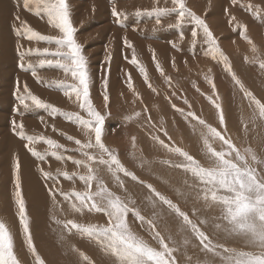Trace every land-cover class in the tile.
<instances>
[{"label": "rangeland", "instance_id": "rangeland-1", "mask_svg": "<svg viewBox=\"0 0 264 264\" xmlns=\"http://www.w3.org/2000/svg\"><path fill=\"white\" fill-rule=\"evenodd\" d=\"M103 1L106 2V0ZM126 1L119 0L118 2V0H107V5L109 2L110 6H107L106 15L104 13L102 15L96 13L90 16L88 9L91 6V2L89 3V0H72L71 2L66 0L67 4L73 3V5L75 4L74 6H77L73 9V12L78 13L75 16L76 18L78 17L77 23L76 21L75 23L79 26L77 27L74 23V16H70V19L75 29V39L82 46L83 55L87 59L88 72L91 80V102L105 116L102 141L108 148L116 151L121 163L128 171L134 173L137 179L133 180L131 177H126L122 173L119 174L120 179L124 183V188L122 189L114 181L105 166H98L100 169L99 176L110 190L120 195L126 202L129 200L134 202L130 203L129 206L138 209L141 215L150 219L152 218L153 212L157 214V230L166 240H168V237H171L169 246L177 249L174 252L177 264H221V261L218 257L214 258L211 253L203 250L199 241L191 233V230L186 227L184 229L182 228V219L177 217L175 212L169 209L167 205L154 198L146 185H151L157 192L168 199L170 198L181 211L189 215V218L209 236L213 243L224 244L227 247L236 248L237 250L254 251V249L245 247L244 241L241 243L238 242V239H235L236 237H233V240L230 242L228 238H222L220 234L207 231L208 229L200 223L201 220L206 221L204 224L212 226L215 230H217L215 227L217 223H225L218 219L220 216L219 208L215 205L209 206L203 199L198 197V187H192L197 184V181L190 173L172 167L168 163H164V161H170L171 164L181 163L183 162V158L168 152L167 149L154 141L152 136H158L170 147L176 146L182 148L196 158L202 165L208 166V160L204 154L201 139V132L206 131V129L198 123V120L187 115L188 112H193L196 117L204 120L208 125L222 131L241 151L246 147H251L261 159H264V120L257 118L255 122L252 121V108L249 106V99L245 98L244 92L240 90L239 86L233 81L232 76L225 70V65L221 62V58L217 56L216 59H213L211 56L204 54L208 45L204 42L205 38L202 30L198 29L199 34L196 38V43L193 44L192 29L194 25L188 20L179 28L170 27L169 25L175 24L176 13L173 12L166 17H161L159 24L156 23V17L154 15L150 16L146 14L154 7L173 8L172 0H144L136 5H131L129 3L131 2L130 0H128L129 2ZM232 1L184 0L186 8L203 19L208 25L217 41L218 47L228 58L232 72L235 73L236 77L244 85V88L264 102V69L259 67L260 62L264 61V0ZM117 2L118 4H116ZM143 2L144 5L142 4ZM249 5L252 6L253 10H249ZM113 8L123 14L120 18L121 23L125 19H128L129 22L131 21L130 23L137 27L130 29V25L125 26L121 25V23H116V18L112 16ZM29 11L28 14L24 15L22 20L29 23L33 30L45 36L59 37L62 35L58 29L48 23L46 16L35 14L34 9ZM80 12L82 14L86 12V16L83 15V19ZM137 12L141 14L137 15ZM12 13L15 12L12 11ZM88 13L89 16H87ZM79 18L82 20L80 21ZM9 20H7L6 25H8L11 38L8 39L5 37L1 45L5 48L2 49L5 58L11 60L10 56L12 55L14 60L12 63L9 61L7 63L11 81L7 78L0 80V103L7 106L8 110L11 111V115L9 117L8 113L0 112V117H5V121H8L7 126L10 125L11 119H15L18 123L21 122L19 114L15 113V116L12 117V113H14L13 108L18 107L13 93L19 87L20 92L18 94L26 95L23 92L26 84L32 94L44 102L54 105L61 111L53 113L50 109H41L45 116L54 118V120H38L39 124L33 129H26L24 126V130L26 129V132L24 131L25 134L43 135L52 138L63 145L66 151L58 150L59 154L65 157L61 162L46 153L45 149L48 146L40 142L34 145V147L37 151L45 155V159L41 161L37 157V160L24 147L27 141L21 140L16 134V137H18L17 142L19 141L21 150L23 149L26 152L25 160L22 162L21 150L19 151L20 154L18 152L12 153L9 160L4 157L3 152L0 153V163L3 161L0 165V185L3 188L0 191V200L2 202H0V221L4 222L10 231L11 228L16 229L15 236H17L16 238L19 242L17 241V244L16 240L13 239V250L20 264L35 263V258L27 247L17 215L18 209L14 200L15 184L13 166L15 160H18L20 164L19 176L21 191L25 200L33 244L40 257L45 261V264H67L69 262V256L67 257L69 251H65V242L71 244L73 247L75 246L73 249L77 253V258L72 257L69 264H89V261L91 264H114L111 259H100V255L105 252L94 239L80 235L75 230H73V235L72 232L69 233L68 228L64 227V222L68 219H73L81 224H106L107 218L104 214L88 212L87 210L83 214L75 213L72 211L69 202L64 200L63 197L58 196L61 195V192L71 193L72 191L85 190L84 184L77 178L74 177L73 180H67L59 173L67 172L69 174L76 173L79 175L86 172L83 168H77L67 157L71 156L74 159H84L81 153L77 151L78 146L75 144V139H80L82 142H87L88 139L84 135V130L75 120L68 119V114L79 112L84 118H87V114L79 108L78 102L75 101L74 97L69 99V97L64 95L63 89L62 91L60 89L54 90V86H57L52 83L53 81L66 80L68 83L72 82L70 75L66 77L62 69L55 65L39 67L38 61L40 57L34 54L32 56H25L23 60L25 65L24 69L19 67L21 59L16 47V44L19 45V42L22 41L21 43L23 44L20 46L22 48L19 49L20 52H27L29 49L36 48L55 50L56 45L46 41H30L24 39L23 36H18L14 31L16 28L11 26ZM37 21L39 22V27H46V29H34ZM219 23H223L224 29L222 32L217 27ZM250 24H254V26L251 27ZM138 25L142 27L139 28ZM231 25L234 28L231 29ZM241 26L245 28V36L252 41V45H255L257 49L256 53H253L252 45L248 43V39L241 37ZM107 28L108 30L106 31ZM21 29L23 31V28ZM216 31L220 33L217 34ZM123 32L125 37H123ZM181 35L183 38H181ZM125 38L131 42L133 48H127L125 46ZM26 43L28 44L27 46ZM174 48L176 51H173ZM179 51L182 53L180 54ZM185 51L191 53L187 54ZM109 53L111 54L110 62L105 59ZM133 54L136 55L140 65L146 69L148 81L156 91H153L152 88H149L145 84L144 77L139 72L137 66L129 63ZM254 56H257L258 59H253ZM153 57H155V61ZM173 61L175 66H173ZM29 62L36 66L35 77L32 74V70L27 69ZM157 62L163 69L164 74L170 78V83L165 82L164 76L156 70ZM10 65H17L13 67L16 71L23 72V74L19 71L18 73L13 72L14 69H11ZM126 73L131 75L133 88L135 92L139 93V99L136 98L133 92L129 91L126 83L128 79ZM18 75L23 78L21 81L19 79L17 81ZM105 76H107L108 80L107 95L109 96V101L107 108L105 107V101L102 95L104 92L103 80ZM206 77L211 78L213 81L215 92L213 91L212 85L207 82ZM36 80L39 82L41 80L39 92H34L30 87L32 84H30V81ZM40 92L47 97L43 96ZM55 93L60 94L62 105L57 100L58 97H56ZM217 96L219 97L218 100L216 99ZM208 97L216 100V103L221 106L225 116L226 128H221L216 108ZM173 105L176 107L173 108ZM145 108L148 110L147 112L144 111ZM177 109L183 110V114L177 111ZM20 111L25 112L23 108H20ZM135 112H140L141 115L135 117ZM29 115L31 116V114ZM126 116L133 118L126 120ZM149 117L151 118V123L148 122ZM7 126L5 130L0 131V139H3V142H0V151L7 145L5 131L14 134L9 127L7 129ZM53 126L56 129L55 131L53 130ZM165 132L167 135H165ZM67 136H72L74 139L68 140ZM133 137H135V146H133ZM209 139L214 148L221 150V142L212 141L211 138ZM89 151L95 152L92 149ZM28 155L29 157H27ZM52 160L54 163H52ZM255 166L258 171L264 172V164ZM153 168H160V171L163 170L166 172V178L163 175H156L152 170ZM25 170L31 171V177H34V180L31 182V185L33 184V188L31 187V189L35 188V192L28 190L27 184H25L29 180V173L27 174ZM43 173H50L51 176L56 177L59 181L55 183L54 188V180L50 178L45 179L46 177H44L45 175ZM155 176L160 177L157 180V178H154ZM36 180L39 186L42 185V187L35 184ZM50 189H53L56 192V198H59H57L58 200L55 198V203L53 197L49 194ZM93 190H95V185L93 186ZM28 191L29 193H27ZM36 193L37 195L35 197L31 195ZM176 193H181V195ZM2 195L4 202L1 199ZM142 195L144 196L141 197ZM42 196L43 199L41 200ZM144 201L148 202V206L144 204ZM194 209L196 210V216L193 215ZM3 212L4 214H2ZM57 221L61 223H57ZM128 222L134 232L143 237L152 246L159 247L156 241L152 239L147 224H141L131 213L128 215ZM11 234L13 237L12 231ZM175 235L176 237H174ZM53 239L58 240L53 241ZM185 240L189 244H185ZM80 252L85 253L89 257V261L82 260L79 256ZM204 254L207 255L205 256Z\"/></svg>", "mask_w": 264, "mask_h": 264}, {"label": "snow or ice", "instance_id": "snow-or-ice-1", "mask_svg": "<svg viewBox=\"0 0 264 264\" xmlns=\"http://www.w3.org/2000/svg\"><path fill=\"white\" fill-rule=\"evenodd\" d=\"M172 3L174 5L173 8L154 7L146 14L150 16L154 15L156 17V23L159 24L161 17H166L173 12L176 13L175 24L169 25L170 27L179 28L188 20L194 25L192 29L193 44L196 43V38L199 34L198 29L202 30L205 38L204 42L208 45L205 55H209L213 59H216L217 56L221 58V62L225 65V70L229 72L235 84L244 92L245 98L249 99V106L252 108V121L255 122L257 118L264 120V102L246 90L235 73L232 72L228 58L218 47L217 41L205 21L186 8L184 0H172ZM24 6L28 10L34 9L37 15L46 16L48 23L58 29L62 35L59 37L45 36L33 30L26 22H22L23 31L14 29L18 36H23L30 41L54 43L56 48L55 50L36 48L29 49L27 52H20V45H17L18 55L21 59L19 67L24 69L25 65L23 60L25 56L34 54L40 57L38 61L39 67L55 65L62 69L66 77L70 75L72 82L68 83L66 80H60L53 81L52 83L62 88L64 95L69 97V99L74 97L75 101L78 102L79 108L87 114V118H84L79 112L68 114V119L75 120L84 130V135L88 139L87 142L75 139V144L78 146L77 151L81 153L84 159H74L71 156L67 157L77 168H83L86 172L79 175L76 173L69 174L67 172L59 173L67 180H73L74 177L77 178L84 184L85 190L72 191L71 193L61 192L60 194L64 200L69 202L72 211L75 213L83 214L87 210L88 212L103 213L107 218L106 224H81L73 219H68L64 222V227L68 228L69 232L75 230L81 235L94 239L106 254L114 258V264H177L174 256V252L177 249L169 246L171 237H168V240H166L157 230V214L153 212L152 218L150 219L141 215L138 209L129 206L130 203L134 202H126L120 195L110 190L98 174L100 170L98 166H105L114 181L122 189L124 188V183L120 179L119 174L122 173L124 176L131 177L133 180L137 179L135 174L128 171L121 163L116 151L108 148L102 141L105 116L91 102V80L88 72L87 59L83 55L82 46L75 39V29L72 26L69 6L66 0H24ZM248 7L250 11L253 10L251 5ZM140 14V12H137V15ZM122 15L121 12L113 8L112 16L116 18V23H121L120 18ZM240 35L242 38L248 39L245 36L244 26H241ZM181 38H183L182 35ZM248 43L252 45L250 39H248ZM124 44L127 48H133L131 42L126 38L124 39ZM252 51L253 53L257 52L255 45H252ZM153 58L155 61V57ZM105 59L110 62L111 54L109 53ZM253 59H258V57L254 56ZM129 63L137 66L139 72L144 77L145 84L149 88H152L153 91H156L148 81L146 69L140 65L135 54H133ZM173 66H175L174 61ZM259 67L264 69V61L260 62ZM27 69L32 70L33 76H36L35 65L29 62ZM156 70L164 76L165 82L170 83V78L164 74L158 62L156 63ZM126 75L128 77L126 83L129 91L133 92L136 98L139 99V93L135 92L133 88L131 75L128 73ZM206 80L212 85L213 91L215 92V85L211 78L206 77ZM107 85L108 80L107 76H105L103 80L104 92L102 95L106 108L108 107L109 101ZM19 92L20 89L17 87L13 93V96L18 101V107L13 108L14 113L23 115L20 108H23L25 111L31 109H50L53 113L61 111L54 105L46 103L32 94L26 84L23 89L26 95L18 94ZM208 99L216 108L221 128H226L225 116L221 106L211 97H208ZM216 99L218 100L219 97L217 96ZM175 107L173 105V108ZM144 111L147 112L148 110L145 108ZM177 111L183 114V110L177 109ZM140 115V112L134 113L135 117H139ZM187 115L198 120V123L206 129V131L201 132V139L204 154L208 160V166L202 165L196 158L182 148L176 146L170 147L158 136H152V139L167 149L168 152L183 158V162L181 163L171 164L170 161H164V163H168L172 167L190 173L197 181V184L192 187H198V197L203 199L209 206L215 205L219 208L220 216L218 219L226 223H217L215 225L216 229L242 238L245 242V247L254 249V251L237 250L236 248L227 247L224 244L213 243L209 236L189 218L187 213L181 211L175 203L157 192L151 185H146L147 188L156 199L167 205L169 209L175 212L177 217L182 219V228H189L195 239L199 241L203 250L211 253L214 257H218L221 264H264V172L258 171L255 166L264 164V159H261L251 147H246L241 151L222 131L208 125L204 120L196 117L193 112H188ZM132 118L131 116L125 117L126 120H131ZM148 122L151 123L150 117L148 118ZM11 123L14 134H17L21 139L27 141L24 147L34 157H38L41 161H44L45 155L37 151L34 147L37 143L43 142L48 146L45 149L46 153L60 161L65 159L63 155L59 154L58 150L66 151V149L56 140L43 135H26L22 121L18 123L13 119ZM53 130H56L54 126ZM165 135H167L166 132ZM209 138L212 141L221 142V150L214 148ZM67 139L73 140L74 138L67 136ZM132 140L133 146H135V137ZM90 149L95 150V152L89 151ZM19 170V161L15 160L13 166L15 184L14 200L18 209L17 215L19 223L22 227L27 247L35 258V264H45V261L40 257L33 244L25 200L21 191ZM43 174L46 179L50 178L54 180L53 188L55 187V183L59 182L50 173ZM94 185L95 190H93ZM49 194L53 197L55 203L56 192L50 189ZM195 211L194 209L193 215H195ZM129 213L141 224H147L152 239L156 241L159 247L152 246L132 230L128 222ZM57 223L61 222L57 221ZM200 223L204 224L206 221L201 220ZM184 243L187 244L188 241L185 240ZM73 250L75 251V249ZM79 256L82 260L89 261V257L85 253L80 252ZM0 264H20L13 250L11 231L2 221H0ZM89 264H91L90 261Z\"/></svg>", "mask_w": 264, "mask_h": 264}, {"label": "bare ground", "instance_id": "bare-ground-1", "mask_svg": "<svg viewBox=\"0 0 264 264\" xmlns=\"http://www.w3.org/2000/svg\"><path fill=\"white\" fill-rule=\"evenodd\" d=\"M69 2H71L72 0H68ZM80 1V0H79ZM113 1V0H112ZM116 1V0H115ZM121 1V0H120ZM123 1H125V0H123ZM131 2H129L128 0L126 1V2H129L131 5H136V4H138L140 1L142 2V1H144V0H130ZM217 1V0H216ZM228 1V0H227ZM249 1V0H248ZM91 2V3H90ZM118 2H119V0H118ZM118 2L116 3V4H118ZM233 2V1H232ZM89 3H90V5L91 6H89V9H88V11L90 12V16H93V15H95L96 13L98 14V13H100L101 15L104 13V15H106L105 13H106V9L110 6V3L108 2V5H107V0H106V2L105 1H103V0H89ZM113 3V2H112ZM111 3V5H113ZM120 3H122V2H120ZM143 5H144V2L142 3ZM237 4V3H236ZM254 4V3H253ZM68 5H69V7H70V10H71V12H70V10H69V12H70V16H74V23H75V21H76V23H77V18L75 17V16H77V14L78 13H74L73 11V9H75L77 6H74L73 5V3H71V4H69L68 3ZM108 6V7H107ZM114 6V5H113ZM113 6H111V7H113ZM216 9V8H215ZM12 11H14L15 13H12ZM215 11V10H214ZM30 11L28 10V9H26L25 8V6H24V0H0V70H1V72H0V80L1 79H3V78H7L8 80H10L11 81V77H10V74H9V70H8V65H7V63H8V61L9 62H13V57H12V55L10 56V59L11 60H8V59H6L5 58V54L2 52V49H5L4 48V46L2 47V45H1V43H3V41H4V39H5V37L6 38H8V39H10L11 38V36H10V33H9V30H8V25H6L7 24V20L8 19H10L9 20V22H10V24H11V26L14 28H16V29H20L21 31H22V29L21 28H23V24H22V22H24V20H22L23 19V17H24V15H26V14H28ZM81 13V12H80ZM224 13V12H223ZM226 13V12H225ZM237 13V12H236ZM82 14V13H81ZM81 14H80V16H81ZM86 16V12H84L83 14H82V19H83V17L84 16ZM100 15V16H101ZM209 15V14H208ZM11 16V17H10ZM79 16V17H80ZM87 16H89V13L87 14ZM17 17H18V19H17ZM45 17V16H44ZM98 17H99V15H98ZM228 17V16H227ZM101 18H103V17H101ZM209 18V17H208ZM82 19H80L79 18V20L81 21ZM104 19V18H103ZM224 19V18H223ZM231 19V18H230ZM99 20V19H98ZM249 20V19H248ZM261 21V20H260ZM98 22V21H97ZM131 22V21H130ZM129 22V20L128 19H125V21H122V23H121V25H125V26H132V27H130L129 26V28L131 29H134V28H136L132 23H130ZM39 22L37 21V24H36V27L34 28V29H39V30H41V29H46V27H39L38 24ZM75 23V24H76ZM79 23V22H78ZM216 23V22H215ZM261 23H263V22H261ZM28 26H30V24L29 23H26ZM41 24V23H40ZM223 24V23H222ZM221 23H219V25L217 24V27L219 28V30L222 32V30L224 29L223 28V25H222ZM251 25V24H250ZM264 25V24H263ZM76 26L78 27L79 25L78 24H76ZM232 26V25H231ZM252 26H254V24L253 25H251V27ZM256 26V25H255ZM51 27V26H50ZM113 27H114V25H113ZM138 27L139 28H141L142 26H139L138 25ZM32 28V27H31ZM52 28V27H51ZM109 28V27H108ZM108 28L106 29V31L108 30ZM218 28H215V29H218ZM232 28H234L233 26L231 27V29ZM33 29V28H32ZM115 29V28H114ZM119 29V28H118ZM129 29V30H130ZM78 30V29H77ZM124 30V29H123ZM126 30V29H125ZM239 30V29H238ZM240 31V30H239ZM238 31V32H239ZM115 32V31H114ZM117 32V31H116ZM128 32V31H127ZM172 32V31H171ZM217 32V31H216ZM236 32H237V29H236ZM218 33H220V32H217V34ZM232 33V32H231ZM78 34V33H77ZM226 34V33H225ZM114 35V34H113ZM128 36H129V34H127ZM112 36V35H111ZM21 37V36H20ZM123 37H125L124 36V32H123ZM122 37V38H123ZM17 39H19V38H17ZM16 39V40H17ZM25 39V38H24ZM22 40V39H21ZM22 42V41H21ZM21 42H19V45L21 46ZM118 43V42H117ZM155 43V42H154ZM227 43V42H226ZM25 44V43H24ZM147 44V43H146ZM236 44V43H235ZM17 45L18 44H16V47H17ZM23 45V44H22ZM28 44L26 43V46H27ZM30 45H32V44H30ZM153 45V44H152ZM155 45H156V43H155ZM159 45V44H158ZM201 47V46H200ZM199 47V48H200ZM26 48V47H25ZM204 48V47H203ZM223 48V47H222ZM18 49V48H17ZM19 49H22L21 47L19 48ZM202 49V48H201ZM207 49V48H206ZM176 51V49L174 48L173 49V51ZM185 50V49H184ZM203 50H205V49H203ZM181 51V50H180ZM179 51V52H180ZM187 51H189V50H187ZM187 51H185L186 53H187ZM199 51V50H198ZM198 51H196V52H198ZM206 51V50H205ZM93 52V51H92ZM204 52V51H203ZM182 52H180V54H181ZM189 53H191V52H189ZM189 53H187V54H189ZM200 53H201V51H200ZM177 54H178V51H177ZM192 54H193V52H192ZM195 54V53H194ZM205 54V53H204ZM184 55H186L185 53H184ZM183 55V56H184ZM28 56V55H27ZM32 56V55H31ZM178 56H179V54H178ZM188 56V55H187ZM204 56V55H203ZM20 57V56H19ZM35 57V56H34ZM245 58V57H244ZM117 59V58H116ZM10 64V63H9ZM12 65V64H11ZM10 65V68L11 69H14L13 70V72H17L18 73V71H16V69L14 68V67H16V66H11ZM240 68V67H239ZM21 70V69H20ZM240 70H241V68H240ZM250 70V69H249ZM22 71V70H21ZM20 72V71H19ZM249 72V71H248ZM20 73H22L23 74V72H20ZM28 73H30V72H28ZM28 73H26L27 75H28ZM30 75V74H29ZM18 79L21 81V79H23L22 77H20L19 75L17 76V81H18ZM221 80V79H220ZM16 81V80H15ZM40 82H41V80H40ZM39 81H30V84H31V89L34 91V92H39L40 91V87H39V85L41 86V83H40ZM43 84V83H42ZM226 84V83H225ZM53 87V86H52ZM237 88V87H236ZM53 89V88H52ZM57 89H60L61 91H62V88H59V87H55L54 86V90H57ZM43 92L46 94V92L43 90ZM41 93V92H40ZM49 93V92H48ZM47 93V94H48ZM43 96H45V97H47L45 94H43V93H41ZM56 94V97H58V99L57 100H59V103L62 105L63 103H62V101L60 100V94H57V93H55ZM49 95V94H48ZM51 96H52V94H51ZM55 97V98H56ZM55 100V99H54ZM57 100H56V102H57ZM53 101V100H52ZM17 103H18V101H17ZM55 104H57V103H55ZM207 106V105H206ZM41 109H39V111H38V109L37 110H28V112H29V114H31V116L28 114V112L27 111H25V112H23V115H20L19 114V116H20V118H21V121L23 122V124H24V126L26 127V129H30V128H34L36 125H38L39 124V121L38 120H45V121H53L54 120V118H48L47 116H45L44 114H43V111L41 110ZM0 112H4V113H8V115H9V117H10V115H11V111H9L8 110V108H7V106L6 105H4V104H1L0 103ZM22 112V111H21ZM211 112V111H210ZM209 114V113H208ZM15 116V113H12V117H14ZM11 122H12V119H11ZM63 122V121H62ZM71 122V121H70ZM193 122V121H192ZM57 124V123H56ZM8 125V121H5V117H0V127H1V129H0V131L1 130H5L6 129V126ZM77 125V124H76ZM184 126V125H183ZM8 127L12 130V124L10 123V125L9 126H7V129H8ZM26 129L24 130L25 132H26ZM13 131V130H12ZM174 133V132H173ZM5 134L7 135V136H5V138L7 139V145L5 146V147H3L2 149H1V151H0V153L1 152H3L4 153V157L5 158H7L8 160H9V157L12 155V153H15V152H18L19 153V151L21 150V147H20V144L17 142V140H18V137H16V134H10L9 133V131H5ZM194 134V133H193ZM176 135V134H175ZM195 136V135H194ZM195 138V137H194ZM21 139V138H20ZM196 139V138H195ZM22 140V139H21ZM178 140V139H177ZM140 141V140H139ZM191 141V140H190ZM0 142H3V139H0ZM181 142V141H180ZM193 142V141H192ZM198 142V141H197ZM182 143V142H181ZM186 146V145H185ZM138 148V147H137ZM192 148V147H191ZM195 148H197V147H195ZM198 151V150H197ZM202 152V151H201ZM25 153L26 152H24L23 151V149L21 150V157H22V162L25 160ZM131 153V152H130ZM17 154V153H16ZM15 154V155H16ZM20 154V153H19ZM199 154V153H198ZM27 157H29V155L27 156ZM1 158V157H0ZM20 158V157H19ZM33 158H35V157H33ZM3 160H4V158H2ZM36 159L38 160V158L36 157ZM159 159V158H158ZM56 160V159H55ZM153 160V159H152ZM20 161H21V159H20ZM53 161V160H52ZM150 161V160H149ZM160 161V160H159ZM2 163H3V161H1ZM62 162V161H61ZM2 163H0V165L2 164ZM28 163H29V161H28ZM52 163H54V161L52 162ZM59 163H60V161H59ZM175 163V162H174ZM27 164V163H26ZM30 164V163H29ZM176 164V163H175ZM22 165V164H21ZM61 165H63V164H61ZM161 165V164H160ZM52 166V165H51ZM22 167H23V165H22ZM28 167V166H27ZM53 167V166H52ZM54 168V167H53ZM22 169V168H21ZM33 169V168H32ZM160 169V168H159ZM159 169H157V168H153L152 170H153V172L157 175V174H159V175H163L165 178H166V172H164L163 170L162 171H160ZM162 169V168H161ZM164 169V168H163ZM26 171V170H25ZM150 172H151V170H149ZM31 171H26V173L28 174L29 173V180H27V182L25 183V184H27L26 186H27V188H28V190H31V191H34L35 192V188L34 189H31V187H32V185H31V182L34 180L32 177H31V173H30ZM143 172H145V171H143ZM146 172H147V170H146ZM22 173V172H21ZM24 176V175H23ZM102 176V175H101ZM143 176H145V175H143ZM27 177V178H28ZM45 177V176H44ZM160 177V176H159ZM158 176H155L154 178H157V180H158V178H159ZM174 177V176H173ZM23 178V177H22ZM121 178V177H120ZM164 178V179H165ZM184 178V177H183ZM42 179V178H41ZM46 179V178H45ZM163 179V178H162ZM39 180V179H38ZM24 181V180H23ZM40 182V181H39ZM158 182V181H157ZM161 182V181H160ZM164 182V181H163ZM162 182V183H163ZM169 182V181H168ZM156 183V182H155ZM161 183V184H162ZM35 184H37V186H39V183H37V180L35 181ZM153 184V183H152ZM158 184V183H157ZM160 184V183H159ZM164 184V183H163ZM133 185V184H132ZM165 185V184H164ZM10 186V185H9ZM39 187H42V185L41 186H39ZM144 187H145V185H144ZM168 187V186H167ZM175 187V186H174ZM178 187V186H177ZM2 188V186L0 185V191L3 189H1ZM33 188V187H32ZM41 191V190H40ZM9 192V191H8ZM42 193H43V191H41ZM40 192V193H41ZM162 192V191H161ZM27 193H29V191L27 192ZM130 193H132V192H130ZM176 194H178V195H181V193H176ZM30 195V194H29ZM28 195V196H29ZM31 195H34V197L37 195V193L36 194H31ZM40 195V194H39ZM42 195V194H41ZM44 195V194H43ZM59 197H63L62 195H58ZM144 195H142L141 197H143ZM2 198V201L4 202V198H3V195L1 196ZM58 198V197H57ZM56 198V199H57ZM155 198V197H154ZM188 198V197H187ZM43 199V196H42V198H41V200ZM59 199V198H58ZM57 199V200H58ZM170 199V198H169ZM134 200V199H133ZM130 201V200H129ZM135 201V200H134ZM140 201H142V200H140ZM0 202H1V200H0ZM160 202V201H159ZM2 203V202H1ZM144 204L146 205V206H148V202L147 201H144ZM163 205V204H162ZM4 208V207H3ZM2 210V209H1ZM5 211V210H4ZM96 213V212H95ZM2 214H4V212L2 213ZM174 215V214H173ZM196 216V215H195ZM96 217V216H95ZM164 217V216H163ZM159 220V219H158ZM178 220H180V219H178ZM160 222H161V220H159ZM7 222H8V220H7ZM226 223V222H225ZM225 223H223V224H225ZM163 225V224H162ZM208 230L207 231H209V232H211V233H213V232H215V233H217V234H220L221 236H222V238L224 237L225 239L226 238H228V240L231 242L232 240H233V237H236L235 239H238V242H243L244 240L242 239V238H240V237H237V236H232V235H229L228 233L226 234L223 230H215L212 226H208V225H205V224H203ZM160 227V226H159ZM19 228V227H18ZM63 230H64V228H62ZM61 229V230H62ZM184 229V228H183ZM16 230V229H15ZM14 229H12L11 228V231L13 232V239L14 240H16V243H17V236H15V231ZM58 230V229H57ZM60 230V231H61ZM18 231V230H17ZM69 231V230H68ZM190 231V230H189ZM206 231V230H205ZM72 232V234L74 235V231L72 230L71 231ZM18 233V232H17ZM57 233V232H56ZM70 233V232H69ZM76 233V232H75ZM187 233V232H186ZM63 234H65V233H63ZM67 234V233H66ZM55 235V234H54ZM70 235V234H69ZM81 235V234H80ZM174 235V234H173ZM207 235V234H206ZM20 236V235H19ZM57 236V235H56ZM68 236V235H67ZM76 236V235H75ZM219 236V235H218ZM60 237V236H59ZM63 237V236H62ZM68 237H70V236H68ZM174 237H176V235L174 236ZM216 237V236H215ZM19 238V237H18ZM58 238V237H57ZM212 238V237H211ZM214 238V237H213ZM217 238V237H216ZM60 239V238H59ZM83 239H84V237H83ZM57 241L58 239H53V241ZM174 240V239H173ZM70 241V240H69ZM19 242V241H18ZM190 242V241H189ZM220 242H221V240H220ZM70 243H72V242H70ZM217 243V242H216ZM18 244V243H17ZM20 244V243H19ZM189 244V243H188ZM226 244V243H225ZM93 245V244H92ZM190 245H191V242H190ZM89 246V245H88ZM232 246V245H231ZM75 247V246H74ZM71 244H69V243H66L65 242V251H69L68 252V255H67V257H68V261L70 262V259L72 258V257H75V258H77L76 257V255H77V253H76V251H74L73 250V248H74ZM101 247V246H100ZM100 247H99V249H100ZM190 247V246H189ZM68 248V249H67ZM78 248V247H77ZM67 249V250H66ZM83 250V249H82ZM200 251V250H199ZM93 252V251H92ZM205 252V251H204ZM205 255V254H204ZM207 255V254H206ZM205 255V256H206ZM211 256V255H210ZM100 259H104V260H106V259H111L113 262H114V258L113 257H111L109 254H106V253H102L101 255H100ZM50 258V257H49ZM215 258V257H214ZM93 259H95V258H93ZM26 260V259H25ZM217 260V259H216ZM218 261V260H217ZM69 262L67 263V264H69ZM212 262H213V259H212ZM214 262H216V261H214ZM105 263V262H104ZM221 263V262H220ZM28 264V263H27ZM33 264H35V263H33Z\"/></svg>", "mask_w": 264, "mask_h": 264}]
</instances>
